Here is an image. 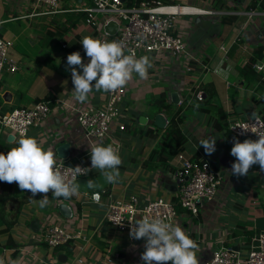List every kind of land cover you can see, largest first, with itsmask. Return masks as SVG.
<instances>
[{"label": "crops", "instance_id": "crops-1", "mask_svg": "<svg viewBox=\"0 0 264 264\" xmlns=\"http://www.w3.org/2000/svg\"><path fill=\"white\" fill-rule=\"evenodd\" d=\"M61 3V12L47 14V7L37 6L30 0H0V36L13 42L11 55L19 65L16 73H3L0 113L31 108L39 101L52 100L48 119L27 136L57 155L58 148L70 144L66 159H61L67 164L83 163L89 168L91 148L112 145L122 159L121 177L113 185L111 196L99 204L90 201L92 190H89L72 196L71 200L53 198L49 193V203L45 207L32 203L29 200L32 194L21 191L16 183L0 182V195L5 192L27 200L10 233L3 232L6 225L0 223V264H75L78 257L93 264H143L144 240H131L130 234H121L109 226L105 222L107 205L111 201L128 200L133 195L145 203L157 198L176 200L175 163L182 152L194 160L212 162L222 173L224 188L214 202L201 208L198 217L180 213L173 226H180L199 245V264H204L215 248L223 245L246 251L250 243L246 235L254 236L264 230V171L259 165H253L246 176L231 174V165L236 161L230 152L237 138L228 125L235 119L248 120L255 116L264 119V73L247 79L242 73L248 61L256 56L257 49H264V2L176 0V5L195 10L191 15H180L177 24L192 54L191 70L187 71L184 60L177 59L172 53L160 61L153 55H142L150 57L152 67L147 79L134 73L126 85L128 94L123 104L126 131H115L114 143L89 140L79 126L76 109L101 106L106 97L104 92L93 90L83 102L78 101L72 92L74 85L67 65V56L73 52H79L85 64L89 62L81 41L85 36L94 38V35L85 26L84 15L76 11L87 7L89 0H62ZM199 10L216 14L206 15ZM57 27L66 29L60 40ZM62 43L66 44L65 49ZM222 47L226 51H222ZM260 61H264V51L262 58L257 60ZM217 68L221 69L219 73ZM77 71L82 74L81 69L77 68ZM199 92L211 103L209 113L204 112L209 106L197 101ZM173 93L179 96L178 105L172 101ZM161 101H165V106L160 105ZM194 108V112L186 116L185 129L182 125L187 144L174 152L168 167L144 168L142 163L159 147L158 140L167 128L158 132L155 117L162 114L169 124L177 113L183 116L188 109ZM220 111L225 114L222 122L219 121ZM191 114L197 116L188 120ZM192 124L198 128L194 133L199 131L197 139L192 134ZM149 130L158 135V140L148 136ZM210 136L216 138V151L207 155L203 147L198 146L202 139ZM19 139L5 130L0 138V153L6 155L17 146L15 141ZM238 140L243 142L245 139ZM94 173L102 176L99 170L93 169L87 179L93 180L90 177ZM35 199H42V195L38 194ZM62 204L69 206L71 217L60 212ZM6 208L7 216L3 218L11 221L16 203L9 202ZM55 225L72 233L80 232L81 236L74 242L51 248L46 243V236L48 229ZM10 242L20 246H11ZM127 245L131 248L125 249Z\"/></svg>", "mask_w": 264, "mask_h": 264}, {"label": "built area", "instance_id": "built-area-1", "mask_svg": "<svg viewBox=\"0 0 264 264\" xmlns=\"http://www.w3.org/2000/svg\"><path fill=\"white\" fill-rule=\"evenodd\" d=\"M30 1L37 6L47 7V14L62 11V0ZM125 3L123 0H89L87 7H80L76 11L84 15V24L92 31L95 39L122 42L125 55L134 53L135 58L144 54L153 55L160 61L172 53L177 59L184 60L186 70L190 71L192 54L188 51L177 24L180 15H191L195 10L176 5V0H142L134 7H126ZM199 12L206 15L216 14L212 11ZM245 15L254 16L249 13ZM111 22L118 24V31L112 36L105 31V27ZM62 47L65 49L67 46L63 44ZM12 48L13 42L0 36V84L5 71L16 73L19 70L18 62L11 55ZM221 50L226 51V48L222 47ZM253 70L258 74L264 73V61L257 62ZM127 94L125 86L116 92L105 93L106 101L101 106L91 105L76 109L78 124L89 140H110L114 143V132L126 131V109L123 104ZM196 98L198 102H203V93H197ZM51 106L52 100L49 99L39 101L31 108H18L8 113H0V138L5 130L11 131L18 138L28 135L33 129L38 130L48 119ZM256 117H259V120ZM261 122H264L262 116L248 120L235 119L229 123L228 129L237 139L256 140L258 137L255 134L264 133ZM57 166L61 171L76 166L89 168L83 163L69 166L64 160H58ZM214 167L209 160H194L184 152L179 153L175 163V182L178 187L176 200L157 198L145 203L133 195L128 200L111 201L107 205L105 221L121 234H130L131 222L145 218L161 219L175 225L179 216L177 207L193 217H198L204 205L216 200L223 183L222 173ZM65 175L72 182V174L65 172ZM89 175L90 172H86L75 177V181L87 179ZM89 199L93 203L102 202L99 192L91 193ZM80 236V232L72 233L55 225L49 228L46 243L51 248H59L78 240ZM75 264L93 263H88L84 257H78ZM204 264H264V230L255 233L246 251L223 245L215 249Z\"/></svg>", "mask_w": 264, "mask_h": 264}, {"label": "clouds", "instance_id": "clouds-1", "mask_svg": "<svg viewBox=\"0 0 264 264\" xmlns=\"http://www.w3.org/2000/svg\"><path fill=\"white\" fill-rule=\"evenodd\" d=\"M81 44L89 58L87 64L79 52L67 56L74 85L72 92L78 101L83 102L93 90L116 92L132 80L134 73L141 79H147L148 70L152 67L150 57L137 59L134 53L125 55L122 42L101 41L85 36ZM77 68L82 70V74ZM220 71L217 68V72ZM256 119L259 120V117ZM261 126H264V122H261ZM255 135L258 137L256 140L245 139L240 142L234 139L230 152L236 161L231 165L232 175L246 176L253 165H259L264 171V133ZM15 143L17 146L6 155L0 153V182L16 183L21 191L30 192L32 195L29 200L40 207L49 203V193L53 198L64 199L77 195L80 185L75 177L93 169L99 170L107 183L115 184L120 180L122 159L112 145L91 148V168L76 166L61 171L57 165L58 160H63L51 149L45 150L35 138L24 135ZM215 145L216 138L210 136L202 139L198 147L202 146L207 155H212L216 151ZM65 172L72 174V182L67 179ZM91 183L88 182L89 185ZM38 194L42 195V199H35ZM130 237L145 242V250L141 254L143 264H199V245L180 226H173L161 219L145 218L131 222Z\"/></svg>", "mask_w": 264, "mask_h": 264}, {"label": "trees", "instance_id": "trees-1", "mask_svg": "<svg viewBox=\"0 0 264 264\" xmlns=\"http://www.w3.org/2000/svg\"><path fill=\"white\" fill-rule=\"evenodd\" d=\"M142 0H126V7H134V6H138L141 3ZM58 30V37L59 40L61 38H63L66 29H59L57 27ZM64 43H62L63 46ZM264 49L263 48H258L256 51V56L252 57L247 65L245 66V68L242 70L243 76L245 79H247L248 77H256L257 73L253 70V66L257 63L258 59L262 58V53H263ZM192 66V65H191ZM209 97V93H206ZM203 104H206L209 106V108L204 109V112L209 113L211 111V103L209 101V99H205L203 98V102H201ZM200 103V104H201ZM161 106H165V101H161L160 103ZM189 110V109H188ZM195 110V108L193 109V111ZM196 110H199L196 108ZM220 113H222V115L219 118V121L222 122L223 120H225V114L223 113V111ZM179 113H177L176 115H174L170 120H169V124L167 125V128L165 130L164 135L161 137V139L158 140V135L154 134V132H150V130L148 131V136L154 138L155 140L159 141V147L155 150H153L150 153V156L148 158V160L146 162L142 163V166L148 170L150 169H154L157 166H166L168 167V161L169 159L173 156L174 152H177V150L182 149L186 144H187V137L185 136L184 132L182 131V125L184 124L185 120H186V116L187 113L184 114L183 116H178ZM220 125V123H219ZM221 126V125H220ZM158 132H161V129H158ZM215 168V167H214ZM97 176H100L99 173H94L93 175H91V179L96 178ZM114 184L109 183V185L103 189V190H92L90 191V193H94V192H100L101 196H102V200H106L108 197L111 196L112 194V188H113ZM60 200H71L73 199V197H71L70 199H64L63 197L58 198ZM9 202H14L16 203V209L14 211V213L12 214V219L11 221H6V217L7 213H6V206ZM27 202V200L25 199H18L14 196H11L8 193L3 192L0 195V219L2 218V224L6 225V229L3 231L5 233H10L12 228L17 224L18 221V216L20 215L21 212V208L22 206ZM78 211L80 212V205H78ZM183 209H181L180 207H177V213H183ZM249 237V240H251V238L253 237V235L249 233V235H246ZM11 246H17L19 247L20 245H14L12 244V242H10ZM0 249V253H1Z\"/></svg>", "mask_w": 264, "mask_h": 264}, {"label": "water", "instance_id": "water-1", "mask_svg": "<svg viewBox=\"0 0 264 264\" xmlns=\"http://www.w3.org/2000/svg\"><path fill=\"white\" fill-rule=\"evenodd\" d=\"M123 2H126V0H123ZM105 31L109 35H115L116 32L118 31V24L116 22H111L109 25L105 27ZM172 101L175 105H178L180 103V99L177 93H173L172 96ZM143 120V118H141ZM168 122L165 118L164 115L158 114L155 117V126L159 129H165L167 126ZM70 150V144H63L60 148H58V155L62 159H66L68 153ZM91 181V185L88 184V182ZM77 183L80 185V191L79 193H88L89 190H103L107 187V182L106 179L102 176L93 179V180H88V179H80L77 181ZM60 212L63 214L65 217H71V210L69 209V206L66 204H62L59 207ZM236 250H238L237 247H235Z\"/></svg>", "mask_w": 264, "mask_h": 264}, {"label": "rangeland", "instance_id": "rangeland-1", "mask_svg": "<svg viewBox=\"0 0 264 264\" xmlns=\"http://www.w3.org/2000/svg\"><path fill=\"white\" fill-rule=\"evenodd\" d=\"M69 1V0H68ZM70 4H72V1L71 2H69V5ZM191 112H194L193 111V109H189L186 113L187 114H189V113H191ZM190 116V115H189ZM196 114H191V116L188 118V120L189 119H195L196 118ZM192 126V129H193V131H192V134H194L195 133V131H196V129L198 130V128H196V127H193V124L191 125ZM183 129H185V125L183 124ZM198 133H199V131L196 133V134H194V137L197 139L198 138ZM217 151H218V149H217ZM74 164L75 163H70V164H68L69 166H74ZM224 188V182L222 183V186L220 187V189H219V191H218V194H217V197H218V195H219V193L222 191V189ZM216 197V198H217ZM211 203H207L206 204V206L207 205H210ZM106 222V221H105ZM107 223V222H106ZM108 224V223H107ZM109 225V224H108ZM110 226V225H109ZM48 233H49V229H48V231H47V235H48ZM97 241H98V236H96V238H95ZM125 249H130L131 247L129 246V245H127V246H125L124 247ZM217 248H219V247H217ZM217 248H215V249H217ZM115 260V259H114Z\"/></svg>", "mask_w": 264, "mask_h": 264}]
</instances>
